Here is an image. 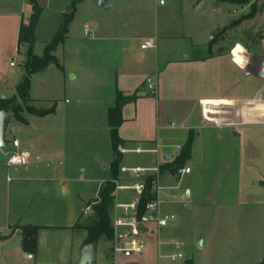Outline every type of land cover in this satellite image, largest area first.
Here are the masks:
<instances>
[{"label": "crops", "instance_id": "obj_1", "mask_svg": "<svg viewBox=\"0 0 264 264\" xmlns=\"http://www.w3.org/2000/svg\"><path fill=\"white\" fill-rule=\"evenodd\" d=\"M36 1L42 12L34 51L43 55L73 0ZM106 3L77 0L67 36L54 50L63 67L54 64L31 76L32 104L49 107L57 99L56 110L44 115L24 111L27 122L10 117L5 123L7 147L0 150H16L12 139L17 137L19 148L30 150L31 157L24 165L2 160L7 181L3 192L0 186V236L9 235L0 237V264L79 263L87 229L74 225L111 175L115 152L108 110L115 104L117 89L137 94L123 106L119 133L124 142L119 145L161 144L160 154L139 152L143 161L127 163L125 153L120 163L153 166L160 161L161 183L166 186L162 207L177 215L162 229V238H186L192 244L198 237L203 251L193 264H260L264 38L210 51L218 40L211 42L214 35L250 11L251 3L191 0L190 5H200L207 18L197 32L192 26L178 31L172 7H164L167 0ZM32 10L31 0H0V98L16 94L25 73L27 45L18 46V34ZM259 16L262 26L264 11ZM147 40L156 46L141 47ZM16 55H21L18 62ZM65 73H71L73 87ZM148 77L155 89L149 88ZM60 90H69L71 97L58 95ZM189 138L190 150L179 161L175 146ZM178 164L191 166V171L180 176L175 171ZM185 188L190 190L188 203L169 199ZM23 224L39 226L32 257L23 249L20 228L13 229ZM149 240L155 255L146 264H156L157 237Z\"/></svg>", "mask_w": 264, "mask_h": 264}, {"label": "trees", "instance_id": "obj_2", "mask_svg": "<svg viewBox=\"0 0 264 264\" xmlns=\"http://www.w3.org/2000/svg\"><path fill=\"white\" fill-rule=\"evenodd\" d=\"M31 1L33 4L32 13L27 22H21L18 34V46L20 47L24 44L27 45L25 60L23 62L25 73L23 74L21 81L17 85L16 94H14L13 96L0 98V109H5L8 113L11 110L12 117L22 122H27V118L23 114L24 111L44 115L47 113H52L56 110V101H53L49 107L42 108H38L29 102L32 100L30 95L31 76L33 73L42 72L54 64L60 66L61 68L63 67L59 62L58 57L54 53V50L60 43L65 40L69 30L70 22L74 18L77 4V0H73L71 2L70 8L67 11L63 12L62 19L59 23L57 31L55 32L54 36L46 42L43 55H38L34 51V45L36 42V27L42 12V7L36 0ZM220 1H230L240 4L250 2V11L241 16L242 18L254 17L258 11H264V0ZM241 17L234 19L231 24L224 27V29H228L238 24L241 20ZM261 30L263 32H258L255 36H253L252 43L257 42L260 38H264V22L261 26ZM223 37H225L223 32L219 31L216 35H214L211 42L215 41L217 38ZM136 95L137 94L125 95L122 90L117 89L115 104L108 110L110 134L115 157L110 163V178H108L101 184L97 197L90 201L95 213L94 220L86 224H82L80 220H78L74 225L75 227H84L87 229V235L85 237L84 244L93 243L94 245H96L102 237H113V226L111 224L109 215V207L113 202V199L115 198V179L119 176V165L123 158V153L119 149V144L124 142V139L120 136L119 133V126L124 119L122 113L124 104ZM17 98L22 100V103L24 104L19 102ZM191 143V138H189L187 142L182 146V155L180 157H177L179 161L186 156V154L190 150ZM150 197H152V194L148 190L141 197L140 206L143 207L145 202ZM17 227L21 230L23 249L27 252L35 253L37 250V233L39 226L33 224H23L13 226V229H16ZM7 235L9 234L1 235L0 237H6ZM187 264H193V258H190L187 261ZM260 264H264V256L262 257Z\"/></svg>", "mask_w": 264, "mask_h": 264}, {"label": "built area", "instance_id": "obj_3", "mask_svg": "<svg viewBox=\"0 0 264 264\" xmlns=\"http://www.w3.org/2000/svg\"><path fill=\"white\" fill-rule=\"evenodd\" d=\"M165 0H159L164 3ZM86 32L89 27H85ZM156 46L154 40H147L141 47ZM14 62H12L13 64ZM148 86L155 89L156 84L148 77ZM12 144L17 147L10 151L7 159L8 164L24 165L29 162L31 152L28 149H20V140L17 137L12 139ZM161 144L157 143L153 148H145L141 144L135 146L120 145V151L125 154L128 152L154 151L160 154ZM182 155V145L175 146L174 156ZM177 174L184 175L191 171V166L176 165ZM128 173V177H123L120 173ZM160 161L153 166L140 165H119V176L115 179L116 189H133L135 195L130 200H117L112 217L113 240L111 246L112 264H140L130 261L133 253H141L145 250L148 240L156 236L158 246V262L156 264H187L192 257L186 242L181 238L164 239L161 236L162 229L173 222L177 215L174 211L164 210L162 203L165 200L163 190L165 185L161 183ZM172 187L178 188V185ZM149 188V189H148ZM150 191L152 197L148 198L143 207L140 206L141 197L146 191ZM170 200L188 203L190 190L188 188L176 190L170 194ZM92 207V203L84 206L83 212L87 213ZM29 257L33 253L28 252ZM120 256H123L122 259ZM133 262V263H132Z\"/></svg>", "mask_w": 264, "mask_h": 264}, {"label": "rangeland", "instance_id": "obj_4", "mask_svg": "<svg viewBox=\"0 0 264 264\" xmlns=\"http://www.w3.org/2000/svg\"><path fill=\"white\" fill-rule=\"evenodd\" d=\"M191 0H167V4H165L164 7H168L171 6L172 7V16L173 18H175V22L178 25V31H186L183 30L185 28L187 29H191V26L194 27L193 31H198L196 30V28L198 27V25H201L203 18L206 16V13L204 10H202L200 8V5L194 3L193 6H191L190 4ZM202 6V5H201ZM250 9H251V5H250ZM249 12V11H248ZM247 12V13H248ZM246 13H242L240 16H238L237 18H240L241 16H243ZM253 18V19H252ZM207 22V18L205 17V21L203 23ZM223 32V34L226 35L225 40L220 41V39L218 38V40H216V42L214 43V45L212 47H210V51L212 50H216L217 52L224 50L225 48H229L231 47L236 41H242L243 43L248 44V42H251V39L253 38V36H255L258 32H263L261 30V18L259 16V11L256 13V15L254 17H241V20L239 21L238 24L228 28V29H224L221 28V30ZM250 31H253L255 33H249ZM241 43H237L235 46H241ZM234 46V47H235ZM255 49L259 50L260 49V45H256ZM21 55H16L14 60L16 62L19 61ZM12 71H14L12 69ZM66 74V73H65ZM66 77H68V82H74L72 81L73 79H71V73L66 74ZM70 77V78H69ZM16 79V76L15 78ZM71 87H73V83L71 84ZM70 88V87H69ZM58 95L63 96L64 97H71L69 90L65 93V91L60 90ZM59 96V97H60ZM18 99V98H17ZM19 102L22 103V100L18 99ZM53 101H57V99L52 100ZM31 104L32 102L29 101ZM24 104V103H22ZM12 117V111L10 110L8 115H7V119L6 122L8 121V119ZM7 141V139H6ZM7 147V146H6ZM5 147V148H6ZM10 146H8L9 148ZM10 152H8V149L0 150V160L2 163V160L8 159ZM143 155L139 154V153H135V152H128L126 153V157H127V163H131V162H141ZM0 163V164H1ZM2 166H0V186L2 187V192L4 191V187L6 185V181H7V176H6V167L3 165V163L1 164ZM135 191L133 189H116L115 190V198L113 199V202L111 203L110 207H109V215H110V219H111V224H112V217L114 214V207H115V203L118 200V197H121V199H130L133 195ZM95 218V213L93 208L91 207V209L89 210L88 213L84 214V217L82 218L81 222L82 224H86V223H90L94 220ZM183 238V237H182ZM185 241L187 242V244L190 246V254H191V258H194L195 262L197 260H199L201 252L203 251V249L201 248V246L197 243V239L198 237H195L192 241V244H190L189 240H187L186 238ZM199 239H201V237H199ZM114 240L113 238H107V237H102L97 244L95 245V261L96 264H112L111 262V246L113 245ZM151 240H148L147 246L145 248V250L141 253H133L131 255L130 261H135L134 263H140V264H146L148 262H152L153 258H154V252L155 249L152 248V244ZM133 263V262H132Z\"/></svg>", "mask_w": 264, "mask_h": 264}, {"label": "water", "instance_id": "obj_5", "mask_svg": "<svg viewBox=\"0 0 264 264\" xmlns=\"http://www.w3.org/2000/svg\"><path fill=\"white\" fill-rule=\"evenodd\" d=\"M107 0H98V4L106 5ZM261 74L264 75V62ZM8 112L5 109H0V147L5 148L7 146L5 138V123ZM168 156H166L167 158ZM78 264H96L95 261V245L93 243L84 244L81 252V258Z\"/></svg>", "mask_w": 264, "mask_h": 264}]
</instances>
